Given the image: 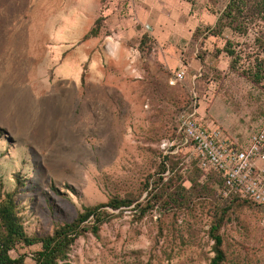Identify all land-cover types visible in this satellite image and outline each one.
Listing matches in <instances>:
<instances>
[{
  "label": "rangeland",
  "instance_id": "obj_1",
  "mask_svg": "<svg viewBox=\"0 0 264 264\" xmlns=\"http://www.w3.org/2000/svg\"><path fill=\"white\" fill-rule=\"evenodd\" d=\"M90 1L0 0V193L25 234L41 238L83 206L118 198L130 203L101 207L96 232L93 217L83 222L72 264H209L217 220L224 264H264V208L224 194L177 132L192 102L203 123L239 139L264 127L259 0L230 14V0H179L181 20L165 6L156 33L118 41L104 26L80 42L88 28L64 18ZM115 4L134 18L129 0ZM188 22L199 25L182 39ZM40 248L19 241L9 254L36 264Z\"/></svg>",
  "mask_w": 264,
  "mask_h": 264
},
{
  "label": "built area",
  "instance_id": "obj_2",
  "mask_svg": "<svg viewBox=\"0 0 264 264\" xmlns=\"http://www.w3.org/2000/svg\"><path fill=\"white\" fill-rule=\"evenodd\" d=\"M184 77V71L179 70L172 81ZM177 132L193 149L201 169L221 175L224 194H238L264 208V127L240 140L218 126L203 124L192 102L179 114Z\"/></svg>",
  "mask_w": 264,
  "mask_h": 264
},
{
  "label": "trees",
  "instance_id": "obj_3",
  "mask_svg": "<svg viewBox=\"0 0 264 264\" xmlns=\"http://www.w3.org/2000/svg\"><path fill=\"white\" fill-rule=\"evenodd\" d=\"M244 4L245 0H230L226 7V14L231 13L232 7L239 9L240 7H243ZM256 5L259 8H264V0H259ZM102 19V16H99L95 19L93 26L82 36V41L89 39L90 37H96L100 34L103 26L100 23L102 22ZM181 112H179V114ZM215 173L219 177L222 190L224 188L223 179L219 173ZM234 196L241 197L238 194H234ZM241 198L251 201L244 197ZM129 203L130 201L111 198L105 203H100L93 206H83L82 210L77 213V216L74 220L58 224L52 233L41 238H34L28 237L25 234L23 227L16 216L15 205L11 194H5L2 196L0 193V264H17L20 262L18 259L11 258L9 254L10 249H12L15 243L19 241L29 245L40 242L41 248L34 255L36 264H72L67 258L68 248L78 237L83 222L88 220L90 217H93L90 228L93 232H96L100 224H102L107 219L106 216H103L104 210H101V207L109 206L115 209L121 205H127ZM219 227L220 222L217 220L211 225L209 230L210 237L213 240V255L210 258L209 264H224L225 261V252L222 248L223 238L219 233Z\"/></svg>",
  "mask_w": 264,
  "mask_h": 264
},
{
  "label": "crops",
  "instance_id": "obj_4",
  "mask_svg": "<svg viewBox=\"0 0 264 264\" xmlns=\"http://www.w3.org/2000/svg\"><path fill=\"white\" fill-rule=\"evenodd\" d=\"M117 1L119 0H112V4L110 7L105 6L104 8H102L100 7V0H91L90 5L87 7L84 8L81 7L80 9L77 10H70L68 16L64 19L71 20L72 18H74L75 20L82 22L83 26H86L89 30L93 26L95 19L97 18V15H99V13H102V16L105 19V24H103L102 29L105 26V28L107 27V29L111 31V32L109 31L110 33L107 32L105 34V38L115 39L118 41L122 39V35L124 37L128 35H132V33L138 34L140 33V30L156 33L157 28L160 27V22L165 20V16L163 15L165 6L168 7L167 8L168 14L172 15V18H168V19L174 20L173 17H176L178 21L181 20L180 19L181 17L179 16L180 13L176 11V6L180 4L179 0H129L130 11L132 12L131 16L134 17V18L130 17L131 19H128L126 17L127 15H122L119 13L120 8H118V6H115L116 5L115 2ZM180 1L185 5L191 4L187 0H180ZM113 8L114 9L117 8V11L113 10ZM65 11L66 10L63 9V12ZM184 20L186 21V19ZM198 25H199L198 22L195 23L193 26L192 25L190 26L189 22L185 24L183 23L181 25V31L184 32V30H186L188 34L181 36V38L191 39L192 32L198 27ZM96 37H90L89 39ZM81 38L79 41L85 42V40L82 41ZM87 40L88 39H86V41ZM205 124L208 127L216 126L213 122L211 123L206 122ZM244 136H242V139L244 138Z\"/></svg>",
  "mask_w": 264,
  "mask_h": 264
}]
</instances>
